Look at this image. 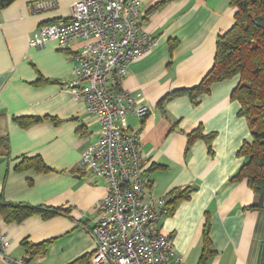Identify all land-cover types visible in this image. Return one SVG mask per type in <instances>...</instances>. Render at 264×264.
I'll use <instances>...</instances> for the list:
<instances>
[{
  "label": "crops",
  "instance_id": "1",
  "mask_svg": "<svg viewBox=\"0 0 264 264\" xmlns=\"http://www.w3.org/2000/svg\"><path fill=\"white\" fill-rule=\"evenodd\" d=\"M39 0H14L0 9V136L9 140L8 158L0 157V201L68 210L43 219L32 216L0 229L8 247L0 264H74L94 251L89 230L98 217L97 203L106 194L80 169L84 148L98 140L100 124L75 100L68 86L74 80L73 57L81 41L64 50L54 41L40 49L29 46L40 25L67 20L75 0H54L50 11H35ZM144 31L154 38L152 50L130 62L121 89L141 97L148 114L127 117L129 132L138 135L136 148L144 160L145 203L162 200L185 187L191 198L172 216H160L154 228L169 236L181 264L200 259L202 229L208 221L214 255L206 264H264V212L249 209L255 200L246 181L233 182L244 160L237 151L251 133L240 106L231 98L238 77L216 82L196 105L187 96L168 94L199 84L214 62L215 40L233 26L229 0H140ZM166 1L148 14L157 3ZM177 41L171 52L168 42ZM42 122L22 127L14 119ZM197 127L215 134L211 153L202 140L187 152V134ZM40 156L52 171L16 173L22 157ZM51 241L45 255L24 262L23 241ZM3 253V254H2Z\"/></svg>",
  "mask_w": 264,
  "mask_h": 264
},
{
  "label": "built area",
  "instance_id": "2",
  "mask_svg": "<svg viewBox=\"0 0 264 264\" xmlns=\"http://www.w3.org/2000/svg\"><path fill=\"white\" fill-rule=\"evenodd\" d=\"M140 5V0H75L67 20L40 25L29 41L33 49L54 41L60 50L81 41L68 88L97 118L100 131L98 140L83 149L80 169L106 186L96 206L95 226L89 230L94 251L84 264L182 263L169 236L154 228L165 212L164 202L145 203V164L136 148L138 135L127 128V117L142 119L147 107L141 97L113 88L120 86L128 64L148 54L155 43L143 29ZM55 6L54 0H39L34 10ZM8 245L0 229V253Z\"/></svg>",
  "mask_w": 264,
  "mask_h": 264
},
{
  "label": "trees",
  "instance_id": "3",
  "mask_svg": "<svg viewBox=\"0 0 264 264\" xmlns=\"http://www.w3.org/2000/svg\"><path fill=\"white\" fill-rule=\"evenodd\" d=\"M14 0H0V9L13 3ZM166 1L157 3L151 7L148 14L160 8ZM229 5L234 9V24L227 33L218 36L215 40L216 48L213 66L204 75L198 85L190 89H179L170 93L160 103H164L173 97L187 96L191 104L196 105L199 98L208 93L210 87L216 82L238 77L239 84L232 90L231 98L238 102L240 110L238 116L245 118L247 127L251 133L250 142L244 141L237 151V156L244 162L238 172L230 181H246L255 200L249 209L264 212V0H229ZM172 52L177 47V41L168 42ZM115 90H121L118 84L113 85ZM22 127L42 122L38 117L26 119H14ZM215 134L204 135L201 127H197L187 134L186 151L188 152L196 140H202L211 153V142ZM7 136H0V157L8 158L9 140ZM16 173L34 171L37 174H45L51 168L44 164L40 156L22 157L16 164ZM196 191L189 186L183 189L173 190L164 202L163 216H172L179 204L191 198ZM68 210L44 206H31L22 204H5L0 201V218L5 223H22V221L40 215L47 220L60 214H68ZM200 259L197 264H206L215 251L210 237V225L207 221L202 229ZM48 242L32 245L23 241L25 257L28 262L36 257L46 254ZM92 256V255H91ZM87 256L74 261V264L86 263Z\"/></svg>",
  "mask_w": 264,
  "mask_h": 264
}]
</instances>
